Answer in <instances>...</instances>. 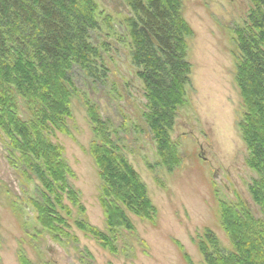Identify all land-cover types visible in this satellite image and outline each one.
<instances>
[{"label": "rangeland", "instance_id": "obj_1", "mask_svg": "<svg viewBox=\"0 0 264 264\" xmlns=\"http://www.w3.org/2000/svg\"><path fill=\"white\" fill-rule=\"evenodd\" d=\"M95 2L98 26L90 31L89 40L103 48L104 85L76 72L68 131L54 130L48 137L63 148L72 173L68 183L78 194L86 221L108 234L116 250L77 229L73 221L78 213L70 204L72 216L64 228L70 236L49 232L39 224L30 203L35 188L14 160L8 162L9 138L0 131V264H22L20 256L31 264H204L196 247L204 229L216 235L223 250L232 247L220 217L221 202L243 205L254 219L263 217L249 191L259 176L248 164L239 126L246 109L235 82L241 57L235 30L245 28L252 2L181 0L182 18L192 31L185 41L190 72L185 103L177 108L168 134L180 155V163L170 172L161 166L142 118L145 90L131 60L125 22L133 14L123 0ZM85 98L97 106L103 119H110L109 132L119 152L138 174L155 207L152 219L123 208L133 230L116 229V238L106 225L99 200L102 183L91 154L94 134ZM19 114L31 118L26 111Z\"/></svg>", "mask_w": 264, "mask_h": 264}, {"label": "trees", "instance_id": "obj_2", "mask_svg": "<svg viewBox=\"0 0 264 264\" xmlns=\"http://www.w3.org/2000/svg\"><path fill=\"white\" fill-rule=\"evenodd\" d=\"M251 2L245 28L235 30L241 54L235 82L246 109L239 126L250 156L248 164L259 176L249 191L263 217L254 219L243 205L221 202L220 217L232 247L223 250L216 235L204 229L196 242L204 264H264V0ZM123 3L133 14L125 22L131 60L145 90L142 118L161 166L170 172L180 163L168 134L177 108L185 103L190 72L185 41L192 31L182 18L181 0ZM97 10L95 0H0V131L9 138L8 162L14 160L35 188L30 203L39 224L49 232L70 236L64 228L69 226L71 205L78 213L75 227L115 251L113 239L83 216L78 194L68 183L72 173L63 148L48 137L54 130L68 131L76 72L93 84L104 85L103 48L89 40L90 31L98 26ZM85 102L106 225L111 233L120 228L133 230L123 208L152 219L155 207L138 174L119 152L109 132L110 119H103L88 98ZM24 111L30 119L19 114ZM20 257L22 264H31Z\"/></svg>", "mask_w": 264, "mask_h": 264}]
</instances>
